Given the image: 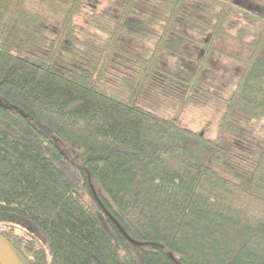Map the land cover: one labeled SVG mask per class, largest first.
<instances>
[{
    "label": "trees",
    "instance_id": "trees-1",
    "mask_svg": "<svg viewBox=\"0 0 264 264\" xmlns=\"http://www.w3.org/2000/svg\"><path fill=\"white\" fill-rule=\"evenodd\" d=\"M139 1L0 0V235L20 264H264V7L151 0L160 24ZM223 39L247 57L211 139L154 111L219 98ZM194 41L193 70L162 64Z\"/></svg>",
    "mask_w": 264,
    "mask_h": 264
},
{
    "label": "rangeland",
    "instance_id": "rangeland-1",
    "mask_svg": "<svg viewBox=\"0 0 264 264\" xmlns=\"http://www.w3.org/2000/svg\"><path fill=\"white\" fill-rule=\"evenodd\" d=\"M124 1L125 0H89L88 5L95 7L99 14L109 16L115 13L117 7ZM150 2L151 0L139 1L136 5L137 16L154 18L160 24H164L166 22V15H163L159 7L153 6L156 3L150 6ZM238 3L239 6L243 5V7H264V0H239ZM190 5L196 7L200 11L205 9V6L197 1H192ZM85 10L86 12L91 13L89 8ZM230 24L232 26L231 32H237V26L242 24V17L239 15L232 17ZM180 29L186 32L185 28ZM147 33L149 34L147 41H141L136 45L132 44L130 40L126 42L131 49L138 53L150 52L153 50L154 43L160 35V30L157 27H153L150 28ZM195 35V37H197L196 33ZM197 39L200 42L204 40L199 36ZM177 43H179V41ZM217 50L218 51L210 60V68L206 70L204 74L203 85L218 94L221 99L218 98L219 100L217 99L212 105L203 111L189 109L182 112L179 108H162L159 111H154L167 120L178 121L188 129L196 133H204L211 139L217 138L218 124L224 113L223 101L231 95L235 87V80L241 73L239 62L245 60L247 57L246 52L242 47H239L232 41L226 39L219 41ZM202 51L203 45L200 43L196 41L185 42L184 45L181 46V56H175L173 52L167 51L163 55L162 64L169 68H176L179 65L183 69L191 71L193 70L195 63L199 60ZM12 225L15 226L19 233L28 229L24 222L18 220H13ZM40 245L46 247L43 239L40 242Z\"/></svg>",
    "mask_w": 264,
    "mask_h": 264
},
{
    "label": "water",
    "instance_id": "water-1",
    "mask_svg": "<svg viewBox=\"0 0 264 264\" xmlns=\"http://www.w3.org/2000/svg\"><path fill=\"white\" fill-rule=\"evenodd\" d=\"M0 264H20L7 241L0 235Z\"/></svg>",
    "mask_w": 264,
    "mask_h": 264
},
{
    "label": "flooded vegetation",
    "instance_id": "flooded-vegetation-1",
    "mask_svg": "<svg viewBox=\"0 0 264 264\" xmlns=\"http://www.w3.org/2000/svg\"><path fill=\"white\" fill-rule=\"evenodd\" d=\"M228 1H231V0H228ZM232 1H234L235 3H237V4H238V1H239V0H232Z\"/></svg>",
    "mask_w": 264,
    "mask_h": 264
}]
</instances>
